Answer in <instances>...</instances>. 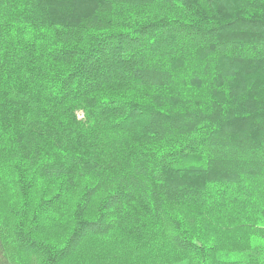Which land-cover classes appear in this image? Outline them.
<instances>
[{
    "label": "trees",
    "instance_id": "obj_1",
    "mask_svg": "<svg viewBox=\"0 0 264 264\" xmlns=\"http://www.w3.org/2000/svg\"><path fill=\"white\" fill-rule=\"evenodd\" d=\"M0 264H264V0H0Z\"/></svg>",
    "mask_w": 264,
    "mask_h": 264
},
{
    "label": "rangeland",
    "instance_id": "obj_2",
    "mask_svg": "<svg viewBox=\"0 0 264 264\" xmlns=\"http://www.w3.org/2000/svg\"><path fill=\"white\" fill-rule=\"evenodd\" d=\"M77 115L79 118H81V116H82L81 112H78Z\"/></svg>",
    "mask_w": 264,
    "mask_h": 264
}]
</instances>
